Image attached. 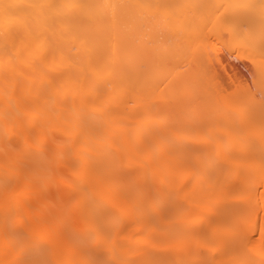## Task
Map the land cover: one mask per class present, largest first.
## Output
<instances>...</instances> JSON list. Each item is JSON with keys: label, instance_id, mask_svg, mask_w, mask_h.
<instances>
[{"label": "snow or ice", "instance_id": "1", "mask_svg": "<svg viewBox=\"0 0 264 264\" xmlns=\"http://www.w3.org/2000/svg\"><path fill=\"white\" fill-rule=\"evenodd\" d=\"M0 145V264H264V0H0Z\"/></svg>", "mask_w": 264, "mask_h": 264}, {"label": "bare ground", "instance_id": "2", "mask_svg": "<svg viewBox=\"0 0 264 264\" xmlns=\"http://www.w3.org/2000/svg\"><path fill=\"white\" fill-rule=\"evenodd\" d=\"M237 63L243 64L245 62L243 60H241ZM235 65H236V63H234V61L230 60L228 56L223 55V59L221 61V73H220V75L223 77V80L221 81V83L232 84V81L229 79L230 77L237 78L236 84L239 83L240 79H243L242 70L237 68ZM183 74H184V66L183 65L176 67L173 71V76H180ZM232 86L235 87L236 85L233 84ZM163 87H164V85H161V88H163ZM0 150H2V145H0ZM242 179H243L242 177H234V180L237 184L241 183ZM2 195L3 194L0 193V197H2ZM20 195H26V194L20 193ZM261 216H264V212L261 213ZM129 231H131V230H129ZM138 239H140V238H138ZM64 253H65L64 249H59L57 251V255H62Z\"/></svg>", "mask_w": 264, "mask_h": 264}, {"label": "rangeland", "instance_id": "3", "mask_svg": "<svg viewBox=\"0 0 264 264\" xmlns=\"http://www.w3.org/2000/svg\"><path fill=\"white\" fill-rule=\"evenodd\" d=\"M234 63H237L236 61H234Z\"/></svg>", "mask_w": 264, "mask_h": 264}]
</instances>
